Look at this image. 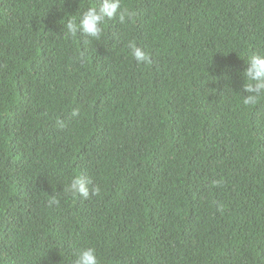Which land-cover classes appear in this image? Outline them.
<instances>
[{"label":"trees","instance_id":"16d2710c","mask_svg":"<svg viewBox=\"0 0 264 264\" xmlns=\"http://www.w3.org/2000/svg\"><path fill=\"white\" fill-rule=\"evenodd\" d=\"M99 4L0 0V264H264V0H121L64 39ZM81 175L100 197L64 195Z\"/></svg>","mask_w":264,"mask_h":264},{"label":"clouds","instance_id":"9594fccd","mask_svg":"<svg viewBox=\"0 0 264 264\" xmlns=\"http://www.w3.org/2000/svg\"><path fill=\"white\" fill-rule=\"evenodd\" d=\"M135 13L130 11L127 7H122L121 0H100L98 7L89 8L82 16L79 25L75 20H70L66 25V30L63 34L64 39L75 38L78 33L90 37L95 40H100L103 34L102 25L106 20H116L119 24L124 25L133 20ZM127 47L130 49L132 57L139 64H146L152 66L153 61L149 54L142 48L136 45L135 41L128 43ZM83 59V57H81ZM247 80L243 91L247 93L243 98V105L245 107H255L262 96H264V55L253 54L248 59L247 70L243 73ZM80 115L79 110L72 112L73 117ZM60 128L63 129L64 124L62 121H57ZM225 186L223 179L213 182L212 187L220 188ZM65 196L75 198L79 196L83 200L88 201L93 197L101 196V189L99 185L84 176H76L73 178L69 185L63 188ZM59 207V199L53 195L48 200V207ZM223 210V206H220ZM75 259L73 264H99L95 249L82 248L77 249L74 253Z\"/></svg>","mask_w":264,"mask_h":264}]
</instances>
